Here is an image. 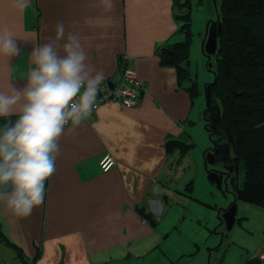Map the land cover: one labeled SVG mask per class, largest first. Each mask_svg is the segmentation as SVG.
I'll return each mask as SVG.
<instances>
[{
    "label": "crops",
    "instance_id": "obj_1",
    "mask_svg": "<svg viewBox=\"0 0 264 264\" xmlns=\"http://www.w3.org/2000/svg\"><path fill=\"white\" fill-rule=\"evenodd\" d=\"M102 8L100 0H27L26 7L20 0H0V32H11L20 47L17 56L0 55V90L10 84L23 87L32 48L54 36L60 22L66 35H79L87 63L94 72L103 71V81H116L125 57L144 83L138 106L105 102L75 133L61 138L56 172L31 215L15 217L0 204V229L28 264H96L113 255H130L139 262L146 259L139 255L160 249L172 264L166 242L175 207L170 206L179 196L193 199L181 190L192 166L189 152L180 158L165 149L168 140L191 139L193 125L202 118L191 95L177 86L174 70L160 66L155 53L156 46L176 35L172 0H115L112 12ZM105 154L115 159L108 172L98 164ZM139 208L152 215L154 225L142 219ZM254 211L253 226L251 214L243 220L250 236L258 234V242H236L241 264H264V211ZM186 218L182 212L179 226ZM0 243L14 252L5 240ZM193 244L199 250L195 239ZM3 247L0 264L13 262L3 261ZM9 258L20 264L16 255Z\"/></svg>",
    "mask_w": 264,
    "mask_h": 264
},
{
    "label": "clouds",
    "instance_id": "obj_2",
    "mask_svg": "<svg viewBox=\"0 0 264 264\" xmlns=\"http://www.w3.org/2000/svg\"><path fill=\"white\" fill-rule=\"evenodd\" d=\"M100 3L105 13L115 9V0ZM20 6L26 7L27 0ZM19 53L12 33L0 32V55ZM87 60L79 35H66L64 24L57 23L55 35L32 48L23 87L10 84L0 90V118H9L0 124V204L15 217H28L42 204L61 138L75 133L93 112L105 75L94 72Z\"/></svg>",
    "mask_w": 264,
    "mask_h": 264
},
{
    "label": "rangeland",
    "instance_id": "obj_3",
    "mask_svg": "<svg viewBox=\"0 0 264 264\" xmlns=\"http://www.w3.org/2000/svg\"><path fill=\"white\" fill-rule=\"evenodd\" d=\"M219 8L220 0H191L190 68L198 86L193 99L202 118L193 125L191 139L186 140L187 144H192L188 150L192 166L181 190L185 191L186 184L192 180L193 188L187 192L193 199L182 200L179 196L170 206L175 207H172L169 222L171 237L166 242L169 243L167 253L172 257V264H218L219 260L229 264L236 258L238 260L233 264H241L243 256L237 244L245 245L249 240L252 244L258 242V234L250 236L249 227L243 220L251 214L254 218H251L250 225L253 226L255 214H258L254 210L258 209L248 208L247 204L234 198L237 187L243 184L244 170L241 165L235 166L229 135L221 119V103L211 90L221 30ZM182 212H186L187 218L179 226ZM193 238L200 244L199 250H195ZM2 247L0 243V250ZM3 248V261L14 262L9 258L15 255L14 252ZM162 251L139 255L146 258L139 262L130 255H113L96 264H170L167 257L162 256Z\"/></svg>",
    "mask_w": 264,
    "mask_h": 264
},
{
    "label": "trees",
    "instance_id": "obj_4",
    "mask_svg": "<svg viewBox=\"0 0 264 264\" xmlns=\"http://www.w3.org/2000/svg\"><path fill=\"white\" fill-rule=\"evenodd\" d=\"M190 8L191 0H172L178 25L176 35L156 46L155 53L160 66L174 70L177 86L194 98L198 86L190 68ZM218 22L221 30L211 90L221 103V119L229 135L235 166L241 165L244 170L243 184L237 187L234 198L264 211V0H220ZM121 70L119 64L116 76ZM191 145L168 140L165 149L178 152L183 158ZM192 184L191 180L185 186L188 195ZM139 214L154 225L152 215L144 208H139ZM0 240L13 248L20 264H28L22 250L1 229ZM218 262L224 264L223 260Z\"/></svg>",
    "mask_w": 264,
    "mask_h": 264
},
{
    "label": "built area",
    "instance_id": "obj_5",
    "mask_svg": "<svg viewBox=\"0 0 264 264\" xmlns=\"http://www.w3.org/2000/svg\"><path fill=\"white\" fill-rule=\"evenodd\" d=\"M122 70L120 76L113 83L111 88L110 81L101 84V90L98 93L96 105L92 114L105 102L115 101L122 104L124 107L133 108L138 106L143 90L144 83L137 78L136 72L132 69L127 61V58L122 57ZM99 167L102 172H108L115 165V159L110 154L103 155L99 160ZM1 264H8L6 262Z\"/></svg>",
    "mask_w": 264,
    "mask_h": 264
},
{
    "label": "water",
    "instance_id": "obj_6",
    "mask_svg": "<svg viewBox=\"0 0 264 264\" xmlns=\"http://www.w3.org/2000/svg\"><path fill=\"white\" fill-rule=\"evenodd\" d=\"M109 85H110L111 88L113 87V83H112V82H109ZM210 264H211V263H210Z\"/></svg>",
    "mask_w": 264,
    "mask_h": 264
}]
</instances>
